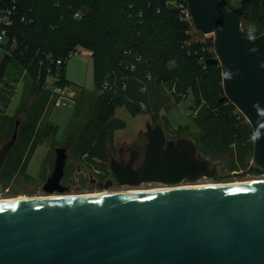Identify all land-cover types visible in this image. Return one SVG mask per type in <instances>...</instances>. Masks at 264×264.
I'll return each mask as SVG.
<instances>
[{
	"label": "water",
	"instance_id": "95a60500",
	"mask_svg": "<svg viewBox=\"0 0 264 264\" xmlns=\"http://www.w3.org/2000/svg\"><path fill=\"white\" fill-rule=\"evenodd\" d=\"M252 1L229 8L222 0H186L194 26L213 34L216 57L207 62L221 66L220 101L229 99L251 124L246 172L264 175V32L252 36L242 22ZM10 59L0 60V83ZM147 129L141 165L134 167V150L128 162L110 156V169L121 185L167 188L0 201V264H264V179L179 187L212 177L215 166L194 139H167L161 124ZM17 132L0 148V170ZM55 150L48 195L65 190L68 147Z\"/></svg>",
	"mask_w": 264,
	"mask_h": 264
},
{
	"label": "rangeland",
	"instance_id": "374dc122",
	"mask_svg": "<svg viewBox=\"0 0 264 264\" xmlns=\"http://www.w3.org/2000/svg\"><path fill=\"white\" fill-rule=\"evenodd\" d=\"M222 1L229 8H234L241 2V0ZM120 2L123 3V0ZM176 3V0H169L167 5L174 7ZM36 6L40 20L38 26L28 31L29 37L32 38L45 33L46 25L55 20L58 15V11L54 9L53 0H39ZM181 18L187 24V29L180 48L188 49L193 43L201 42L204 48L198 61L205 68L206 57H216L212 40L213 34L200 32L194 26L190 16L185 15ZM50 34L53 36L55 32L51 31ZM63 40V37L57 36L56 38L54 36L53 43L61 46ZM102 45L98 46L102 47ZM74 47L76 48L74 51L77 52L72 54L64 65V74L71 84L66 86L65 98L59 101L54 93L56 77L49 74L48 71L41 70L39 73V81L46 89L40 94L44 98L43 96L40 98L34 92H30V88L34 84L32 78L29 80L27 71L22 70V72L12 64L7 68L2 81H14L15 92L7 105L8 96L1 92L2 89L0 90V97H4L0 98V148L11 139L16 127L18 132L16 143L9 151L0 170V199L47 196L49 193L44 191L43 186L55 166V149L66 146L68 147V158L65 174L61 181L65 190L63 192L56 191L50 195L163 188L166 185L158 182H145L137 186L121 185L111 171L109 163L110 150L112 151L111 156L115 158L119 155V149L131 151L136 147L144 154L147 143V126L154 127L156 124L162 125L167 139L198 138L205 146L203 151L212 156L211 161L215 166V174L212 177H202L196 181L184 180L181 185L264 179V175L249 174L246 172L247 169L243 168L239 161V152L244 151L242 146L238 147L233 144L231 147H223L219 145L222 141V139L219 140L220 137L225 132L231 131L232 127L236 129L233 137L238 135L236 139L238 141L241 140V136L246 134L244 130L252 131L248 119L229 99L224 100L226 108H223L222 105L212 109L211 105L206 104L204 95L198 102L199 92H196L192 87L187 89V94H181L180 97L178 90L180 77L177 68L183 65L182 63H192L185 52L180 53L183 55L182 62L177 57L166 60L165 54L160 58L161 63L166 62L170 67L167 68L173 70V81L162 83L149 75L148 81L140 89L141 92H145V99L141 102L139 112H132L126 105L118 106L112 120L107 122L110 126L109 129L105 128V125L103 128L94 130L91 127L87 134L80 136L79 130L96 112L95 105L99 99L100 90L96 83L94 60L90 51L82 45ZM12 50L13 47L7 49L5 46H0V60L5 54H11ZM29 63H35L32 65L33 73L31 75L36 77L37 63L33 62V59ZM185 71V73H191L190 70L185 69ZM218 84L223 86L222 80ZM25 93L29 94L25 105L27 107L36 105L34 111L32 109L31 115L30 110H27V117L26 111H19ZM219 93L224 95V89L222 93ZM132 98L129 96L130 100H133ZM38 101L40 103L37 105ZM62 101H65V104ZM230 104H232V108H228V106L231 107ZM15 116L21 117L22 121L20 122L23 123V127L20 128L21 124L17 126L15 122L13 124L14 118L12 120L10 117ZM29 116L36 124L30 122ZM48 123L56 125V130L54 133L50 130L51 135L40 138L42 128ZM247 143H251L249 138ZM26 163L27 166H25ZM107 182L111 183L108 187H106Z\"/></svg>",
	"mask_w": 264,
	"mask_h": 264
},
{
	"label": "trees",
	"instance_id": "16d2710c",
	"mask_svg": "<svg viewBox=\"0 0 264 264\" xmlns=\"http://www.w3.org/2000/svg\"><path fill=\"white\" fill-rule=\"evenodd\" d=\"M17 1L15 21L9 29V41L4 46L7 49L13 47L9 65L17 66L20 71H27L29 80L32 78L34 85L30 88L31 93L34 92L40 97L43 96L40 94L46 91L39 81L41 70H46L56 77L54 88L71 84L64 74V65L67 61L65 57L76 50L74 46L82 45L90 51L93 57L95 79L100 94L95 105L96 112L79 130L80 136L87 134L91 127L94 130L103 128L105 125L104 127L109 129L107 122L112 120L118 106L126 105L132 112H139L141 102L145 99V92H141L140 89L148 81L149 75L162 83L173 81V70L168 69L170 67L166 62L161 63L160 58L164 54L166 60L177 57L182 62L183 55L180 53L185 52L189 61L192 62L182 63L183 65L177 68L180 77L178 84L180 97L181 94H187V89L192 87L199 92L198 102L204 95L206 104L212 106L210 108L215 109L213 107L222 105L226 108L224 101L222 103L220 101L224 95L219 93L223 91L222 84H218L222 80L221 66L208 63L207 60L212 57H206L205 68L202 67L198 61L204 48L201 42L193 43L188 49L180 48L187 24L182 21L183 15L178 7L167 5L169 0H123V3L120 0H53L54 9L58 11L57 17L46 27L44 26L45 33L33 38L29 37L28 31L38 26L40 17H38L36 4L39 0ZM76 14L79 15L76 16ZM23 17L26 21L22 20ZM242 22L252 36L263 33L264 0H253ZM51 31L55 32L53 36L50 34ZM54 36L64 38L61 46L53 43ZM100 44H103L102 47L98 46ZM32 59L37 63L36 77L31 75L32 65L35 64L29 63ZM58 59H63V63L58 64ZM183 67L191 73H185ZM13 84L14 81H1L0 83L1 92L8 96L7 105L15 92ZM28 96L29 94L25 93L19 111L30 110L31 115L36 105L28 107L25 105ZM129 96L133 97V100H130ZM228 102L230 103L229 100ZM38 103L40 102L36 104ZM230 106L228 108H232V104ZM27 114L28 112L26 117ZM10 118L12 120L14 118L13 124L14 122L16 124L18 120V124H21L20 128L23 127L20 116ZM28 119L36 124L30 116ZM50 130L54 133L56 125L46 124L42 128L40 138L51 135ZM244 131L246 134L238 141L236 140L238 135L233 137L236 129L232 127L231 131L225 132L220 137L219 140L222 139V141L219 145L223 147H231L233 144L238 147L242 146L244 151L239 152V161L243 168L248 169L253 155L254 137L253 130ZM248 138L251 143H247ZM194 140L198 152L212 160V156L203 151L205 146L199 139ZM108 148L109 146L107 147L109 156Z\"/></svg>",
	"mask_w": 264,
	"mask_h": 264
},
{
	"label": "built area",
	"instance_id": "2783aa9c",
	"mask_svg": "<svg viewBox=\"0 0 264 264\" xmlns=\"http://www.w3.org/2000/svg\"><path fill=\"white\" fill-rule=\"evenodd\" d=\"M176 2H177L176 7L180 9L183 17L185 15L190 16V12L186 0H176ZM17 7H18L17 0H9V1L0 0V46H4L9 41L8 40L9 29L11 28V26L15 21V14L17 11ZM22 20L24 21L25 17H23ZM76 52L77 51L70 52L65 58L68 59L72 54ZM57 63L58 64L63 63V59H58ZM65 90L66 87H61V86H57L54 88V93L58 97V101L65 98L64 96ZM62 103L65 104V101H62Z\"/></svg>",
	"mask_w": 264,
	"mask_h": 264
},
{
	"label": "bare ground",
	"instance_id": "6f19581e",
	"mask_svg": "<svg viewBox=\"0 0 264 264\" xmlns=\"http://www.w3.org/2000/svg\"><path fill=\"white\" fill-rule=\"evenodd\" d=\"M242 182H246V181H236V182H231V183H209V184H194V185H179V187H196V186H210V185H225V184H237V183H242ZM167 188V186L163 187V188H153V189H128V190H122V191H114V192H120V193H137V192H151V191H156L159 189H164ZM103 193H113V192H103ZM103 193H93V194H86V195H97V194H103ZM77 195V194H75ZM70 195H66V194H53V195H47V196H39V197H67ZM22 198V197H21ZM25 198V197H23ZM37 198V197H34ZM15 199V198H13ZM12 200V198H6V199H0V201H9Z\"/></svg>",
	"mask_w": 264,
	"mask_h": 264
},
{
	"label": "flooded vegetation",
	"instance_id": "af4514ba",
	"mask_svg": "<svg viewBox=\"0 0 264 264\" xmlns=\"http://www.w3.org/2000/svg\"><path fill=\"white\" fill-rule=\"evenodd\" d=\"M134 150L138 151L136 156H135L134 167H139L141 165L142 160H143V153L140 152V150L136 147L131 151H124L123 149H119L118 150L119 155H118L117 159L120 161L128 162L131 159ZM108 152H109V149H108ZM110 154L112 155L111 150H110Z\"/></svg>",
	"mask_w": 264,
	"mask_h": 264
},
{
	"label": "crops",
	"instance_id": "0c3cea01",
	"mask_svg": "<svg viewBox=\"0 0 264 264\" xmlns=\"http://www.w3.org/2000/svg\"><path fill=\"white\" fill-rule=\"evenodd\" d=\"M90 53V52H89Z\"/></svg>",
	"mask_w": 264,
	"mask_h": 264
}]
</instances>
